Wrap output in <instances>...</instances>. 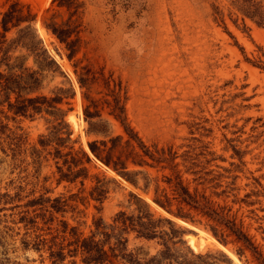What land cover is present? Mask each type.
<instances>
[{
	"label": "rangeland",
	"instance_id": "1",
	"mask_svg": "<svg viewBox=\"0 0 264 264\" xmlns=\"http://www.w3.org/2000/svg\"><path fill=\"white\" fill-rule=\"evenodd\" d=\"M10 1L13 0H0V14ZM18 1L35 17L8 31L7 39L21 33L27 43L38 40L59 65L47 64L39 57L36 60L24 47L18 51L9 48V55L16 59L11 61L41 71V84L34 93L51 94L57 86L63 96L58 106L64 111L71 133L66 138L69 128L64 123L57 125L56 120L48 121L51 116L44 111L32 118L6 111L8 124L19 133L12 139L13 146H20L14 153L6 144L4 150L0 148V193L12 192L15 189L12 187L20 183L26 185L24 194L30 191L29 181H37L34 194L44 192L63 199L62 211L53 212L55 221L64 219L68 227L74 224L80 235H87L95 230L93 216H101L106 227L110 225L113 214L125 208L131 190L149 201L157 214L170 216L184 227L183 239L193 251L224 253L233 264H259L249 250L241 256L237 254L240 243L234 235L221 227L228 242H220L206 227V223L212 222L208 217L175 199L165 179L172 169L163 166L165 162L148 169L157 175L159 188L165 189L172 209L189 212L200 222L174 216L154 203L150 194L118 177L113 170L108 171L109 167L90 152L88 141L117 133L126 137L120 120L104 100L112 88L121 95L128 123L149 145L156 143L157 148L171 147L180 152L178 144L193 135L201 141L196 143H206L209 149L229 160L232 151L229 142L235 143L245 150V174L236 201L212 194L192 170L185 169L179 155L174 160L175 167L191 191L204 195L211 205L234 218L264 256V24L233 9L228 15L224 0H133L126 10L117 3V13L109 0H86L82 16L86 30L82 36L90 42L82 45L73 59H68L63 43L43 25L54 10L65 16V8L52 0ZM213 2L223 7L222 16L214 17ZM76 60H80L79 65L88 64L95 72L91 95L97 101L100 118L84 117L83 106L88 100L83 97L74 72ZM41 134L52 138L53 143L61 141L88 151L92 157L86 163L90 176L82 183L79 179L58 181L50 145L39 144ZM214 161L227 164L219 158ZM102 173L116 180L109 182L107 196L98 202L87 195L94 175ZM42 183L47 191L41 188ZM247 191L249 194L245 196ZM25 199L5 200L0 196V264L51 262L43 248L37 251L23 246L22 238H30L31 231H27L20 215L33 212L32 207L24 204ZM189 235L193 236L195 246L189 242ZM63 237L60 230L58 241H63ZM107 243H115L114 236ZM159 247L156 239L133 238L130 234L124 252L144 259ZM80 257L79 253L69 255L66 261L75 258L76 264H84ZM100 264L133 263L118 253ZM217 264L225 261L219 260Z\"/></svg>",
	"mask_w": 264,
	"mask_h": 264
},
{
	"label": "trees",
	"instance_id": "2",
	"mask_svg": "<svg viewBox=\"0 0 264 264\" xmlns=\"http://www.w3.org/2000/svg\"><path fill=\"white\" fill-rule=\"evenodd\" d=\"M52 1L56 2L58 7H64L66 15L63 16L62 11L54 10L43 20V25L63 43L67 58L73 59L81 46H87L90 42L82 36V32L86 30V26H82L86 0ZM224 1L228 15L231 16L233 9L240 12L243 17H249L258 24H264L263 0ZM109 3L117 13V3L120 8L126 10L133 5V0H109ZM211 7L215 18L218 14L223 15L224 9L217 2H213ZM34 17L29 8L25 10V5L18 0L10 1L0 14V148L4 150L6 144L12 153L20 146V144L18 147L13 146L14 142H12L19 133L8 124L6 111L12 112L13 115L31 118L36 113L44 111L51 116L47 118L48 121L56 120L57 125L64 123L69 128L64 118V111L58 106L63 96L57 90V86L53 87L55 90L51 94L34 93L41 84V71L32 69L31 66L23 67L17 61H11L16 59L8 53L10 47L13 51L24 47L27 53L35 56L36 60L39 57L47 64H55V59L47 48L40 44V41L32 40L27 43L21 33L12 40L7 39L8 31L24 21L33 20ZM44 41L46 42L45 38ZM79 61L76 60L73 64L77 81L83 89L82 95L88 100V103L83 106L84 117L87 120L93 117L100 118L97 101L91 95L93 83L96 80L95 72L88 64L79 65ZM108 96H111V99ZM104 100L115 113V117L120 120L126 137L117 133L88 141V147L93 156L105 163L109 167L108 171L113 170L118 177L121 176L144 193L150 194L151 200L169 213L187 221L200 222L189 212L172 209L165 189L159 188L157 175L148 169L165 162L163 166L168 165L172 169L171 174L165 175V179L171 185L175 199L208 217L212 222L206 223V227L220 242L224 244L228 242L220 230L221 227L234 235L240 243L236 249L239 256L243 255L245 250H249L259 264H264V256L251 236L234 218L211 205L204 195L199 196L191 191L176 170L174 161L179 155L185 169L192 170L201 182L207 184L212 194L236 201L240 193L241 179L245 174V150L229 142L228 147L232 151L228 160L222 153L209 149L206 143H196L201 141L193 135L184 137L186 141L178 144V148H182L180 152L171 147L157 148L156 143L147 144L128 123L125 105L117 89L109 88ZM70 133L71 128L67 131L66 138H69ZM38 141L42 146L50 145L49 152L54 159L58 181L74 182L79 179L82 183L90 176L86 163L92 157L84 148L75 149L73 145L66 146L61 141L53 143L52 138H48L45 134H41ZM63 147L67 149L63 150ZM35 155L37 159L38 154ZM217 158L227 161V164L214 161ZM47 178L48 176L45 175L43 179ZM115 180L113 176L109 177L106 173L95 174L94 183L87 196L102 202L110 190L109 182H115ZM37 184V181H29L30 191L23 194L26 185L19 183L16 187H12L15 188L12 192L5 190L0 193V196L2 195L5 200L26 198L24 204L32 207L33 212L20 215V220L26 225L27 231H31L30 238H22L23 246L37 251L43 248L51 260L50 264H76L75 258L66 261V257L69 255L74 257L77 253L81 255L80 258L84 264H100L109 261L110 256H117L118 253L133 264H217L219 260L225 261V264H233L224 253L215 255L209 252L193 251L183 239L184 227L177 224L170 216L157 214L149 201L131 190L125 208H120L113 214L108 227L103 223L101 216H93L95 230L90 234L80 235L76 225L68 227L66 220L55 221L54 219L53 212L62 209L63 199L59 196L50 197L44 192L34 194V186ZM40 186L47 191L44 183ZM248 194L249 191L245 193V196ZM245 196L242 199H245ZM71 216L75 218L73 213ZM60 230L64 232L63 241L57 239ZM130 234L133 238L156 239L160 247L148 257L139 259L131 252H124V245ZM111 236L115 238L113 244L107 243ZM194 241L193 236L189 235V242L193 246H195Z\"/></svg>",
	"mask_w": 264,
	"mask_h": 264
}]
</instances>
